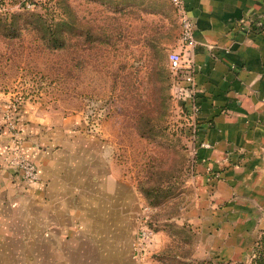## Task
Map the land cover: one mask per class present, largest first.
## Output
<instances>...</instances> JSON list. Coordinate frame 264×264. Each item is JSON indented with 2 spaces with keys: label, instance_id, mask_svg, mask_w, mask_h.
Segmentation results:
<instances>
[{
  "label": "rangeland",
  "instance_id": "rangeland-1",
  "mask_svg": "<svg viewBox=\"0 0 264 264\" xmlns=\"http://www.w3.org/2000/svg\"><path fill=\"white\" fill-rule=\"evenodd\" d=\"M180 33L170 0H0L3 118L40 104L106 138L141 194L133 264H251L264 200L199 195L190 107L167 61L184 54Z\"/></svg>",
  "mask_w": 264,
  "mask_h": 264
},
{
  "label": "crops",
  "instance_id": "crops-1",
  "mask_svg": "<svg viewBox=\"0 0 264 264\" xmlns=\"http://www.w3.org/2000/svg\"><path fill=\"white\" fill-rule=\"evenodd\" d=\"M183 2L193 22L194 44L182 49L195 67L199 111L189 147L199 195L264 200V0ZM3 106L0 264H133L141 194L106 138L85 131L79 116L20 106L6 116L15 117L22 154L37 169L38 181L28 183L5 163L11 118Z\"/></svg>",
  "mask_w": 264,
  "mask_h": 264
},
{
  "label": "built area",
  "instance_id": "built-area-1",
  "mask_svg": "<svg viewBox=\"0 0 264 264\" xmlns=\"http://www.w3.org/2000/svg\"><path fill=\"white\" fill-rule=\"evenodd\" d=\"M174 9L177 11L180 17L181 33L180 43L181 48L192 47L194 44L193 38V22L188 16L183 0H170ZM262 26L264 24V18L257 22ZM168 66L173 73L176 83L180 82V91L183 92L182 100H187L190 104L187 118L190 120V126L192 129V135L195 134V126L193 118L198 113L199 108L195 100V67L189 57H186L183 52L171 51L167 55ZM16 104L14 105V108ZM10 145L8 149V156L5 159V163L8 166L14 167L19 170L22 179L25 182L33 183L38 181V173L36 167L28 161L22 154L21 143L17 138L14 127L11 126Z\"/></svg>",
  "mask_w": 264,
  "mask_h": 264
},
{
  "label": "trees",
  "instance_id": "trees-1",
  "mask_svg": "<svg viewBox=\"0 0 264 264\" xmlns=\"http://www.w3.org/2000/svg\"><path fill=\"white\" fill-rule=\"evenodd\" d=\"M56 47H62V44L59 43L56 45ZM251 264H264V235L262 236L259 245L257 243V245L254 248V258Z\"/></svg>",
  "mask_w": 264,
  "mask_h": 264
}]
</instances>
